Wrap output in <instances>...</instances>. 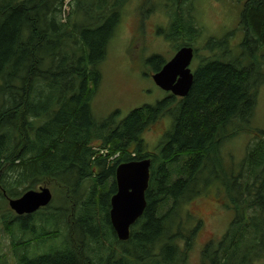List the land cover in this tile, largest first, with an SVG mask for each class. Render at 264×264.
Instances as JSON below:
<instances>
[{
  "label": "trees",
  "instance_id": "trees-1",
  "mask_svg": "<svg viewBox=\"0 0 264 264\" xmlns=\"http://www.w3.org/2000/svg\"><path fill=\"white\" fill-rule=\"evenodd\" d=\"M65 1L0 0V203L6 207H0V244L8 242L17 264H180L183 254L172 243L182 239L186 253L201 223L173 240L169 219L185 196L200 194L199 178L207 174L208 184L215 173L224 189L220 200L233 219L218 245L206 246L201 264L259 259L264 250V129L246 126L264 84V0H244L240 14V58L246 67L240 59L203 56L184 98L170 95L134 109L117 125V112L96 125L90 103L101 81L99 64L129 0H99L84 10L80 1L67 0L71 12L63 20ZM161 2L169 23L158 34L174 52L190 47L197 58L194 0ZM202 49H219L223 58L230 53L226 39H209ZM164 60L153 55L146 63L157 73ZM165 114L173 118L172 128L159 148L148 152L140 136ZM241 133L252 135L253 142L233 176L221 165L220 147ZM94 146L106 154L99 155ZM146 158L151 163L146 206L129 239L120 242L109 219L115 171L122 163ZM41 187L53 193L49 205L21 216L8 207L10 200ZM169 200L173 203L165 212ZM47 242L54 244L47 254L29 256V247Z\"/></svg>",
  "mask_w": 264,
  "mask_h": 264
},
{
  "label": "rangeland",
  "instance_id": "rangeland-1",
  "mask_svg": "<svg viewBox=\"0 0 264 264\" xmlns=\"http://www.w3.org/2000/svg\"><path fill=\"white\" fill-rule=\"evenodd\" d=\"M78 1L81 2L83 10L91 5L95 7L100 4L99 0H86L85 3ZM67 2L66 0L63 6V20H67L71 12ZM243 6L244 0H194L193 17L196 26L200 29V36L194 45L198 53L197 58H193L190 64L191 71H194L199 59L203 56L211 58L215 55L222 62L240 59L241 67L248 65L246 60L240 58L242 53L240 44L244 38V31L240 27V14ZM168 23L169 16L162 7L161 0H129L122 8L121 20L108 44L106 57L99 64L101 81L90 103L91 116L96 125L116 112L118 116L114 123L117 125L134 109L154 106L170 95L152 81L153 69L146 63V60L153 55L165 59L166 63L174 55L172 47L158 34V29L167 28ZM209 39H226L229 55L223 58L222 51L219 49L214 53L202 49ZM172 124L173 118L165 114L144 130L140 138L147 151L154 152L159 148L164 135L171 130ZM246 128L264 129V84L259 87L254 112ZM252 142V135L241 133L222 144L220 160L226 172L235 176L245 157L247 146ZM114 157L108 160H113ZM216 177L217 174L213 173L208 184H205L208 181L207 174L199 178L200 194L193 195L189 199L185 196L183 204L175 209L174 216L169 219L168 223L171 222V224L167 225V231L169 235H173V240L178 234L188 235L189 231L201 223L193 237L192 247L186 253L183 251L186 245L182 239L172 243L175 247L179 246L178 251L183 254L184 260L180 264H201L202 253L206 246L218 245L233 219L231 210L220 200L224 197V189L221 180H217ZM175 179L173 177L172 181ZM202 181L203 184H201ZM51 194L53 197L52 192ZM225 201L227 202L226 199ZM172 203V200L167 201L163 210L166 212ZM0 207L6 211L3 202L0 203ZM15 234L17 237L21 235L18 232ZM30 236V233L26 234V237L30 238ZM52 244V242H47L42 246L29 247L28 254L30 257L47 254ZM161 245L162 243H159L156 246L155 252H158ZM0 254L6 256L5 260H0V264H17L13 252L8 251V242L5 240L0 244ZM181 259L178 257L177 260L181 262ZM252 264H264V250L261 257L254 259Z\"/></svg>",
  "mask_w": 264,
  "mask_h": 264
},
{
  "label": "water",
  "instance_id": "water-1",
  "mask_svg": "<svg viewBox=\"0 0 264 264\" xmlns=\"http://www.w3.org/2000/svg\"><path fill=\"white\" fill-rule=\"evenodd\" d=\"M193 49L183 47L157 73L153 82L160 89L173 96L183 98L187 95L193 80L190 64ZM149 160L121 164L115 173L117 191L110 199V223L119 241L129 238V228L143 214L146 201L145 191L149 181ZM51 193L47 188L28 191L19 199L10 200L9 208L17 215H28L47 206Z\"/></svg>",
  "mask_w": 264,
  "mask_h": 264
}]
</instances>
